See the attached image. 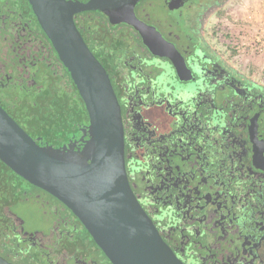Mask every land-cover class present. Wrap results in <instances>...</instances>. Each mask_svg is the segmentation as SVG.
Listing matches in <instances>:
<instances>
[{"label":"rangeland","instance_id":"obj_1","mask_svg":"<svg viewBox=\"0 0 264 264\" xmlns=\"http://www.w3.org/2000/svg\"><path fill=\"white\" fill-rule=\"evenodd\" d=\"M136 14L176 45L192 81L149 79L146 98L139 79L153 64L136 32L74 17L109 76L125 144L161 155L154 174L125 152L135 196L183 264H264V0H144ZM34 18L27 0H0V107L49 156L86 165L89 118ZM0 257L109 264L74 216L2 162Z\"/></svg>","mask_w":264,"mask_h":264},{"label":"water","instance_id":"obj_2","mask_svg":"<svg viewBox=\"0 0 264 264\" xmlns=\"http://www.w3.org/2000/svg\"><path fill=\"white\" fill-rule=\"evenodd\" d=\"M144 0H27L86 108L93 156L86 166L49 156L0 107V159L19 177L62 203L111 264H183L135 196L125 164V128L109 76L82 39L74 17L102 16L111 28L133 29L146 52L166 59L177 79L191 71L176 45L136 14ZM0 264H12L0 257Z\"/></svg>","mask_w":264,"mask_h":264},{"label":"trees","instance_id":"obj_3","mask_svg":"<svg viewBox=\"0 0 264 264\" xmlns=\"http://www.w3.org/2000/svg\"><path fill=\"white\" fill-rule=\"evenodd\" d=\"M189 15L193 16V12L189 13ZM35 19V18H34ZM105 20V19H104ZM36 21V19H35ZM105 22L107 23V21L105 20ZM36 24L38 25L37 21H36ZM108 25V23H107ZM109 26V25H108ZM110 27V26H109ZM120 27H124V26H119L117 28H111L110 29L112 31L120 28ZM38 28L40 29L39 25H38ZM40 31L42 32V30L40 29ZM43 33V32H42ZM44 35V33H43ZM45 36V35H44ZM46 38V37H45ZM47 40V38H46ZM48 41V40H47ZM49 42V41H48ZM50 44V43H49ZM51 46V45H50ZM52 48V47H51ZM144 49V47H143ZM53 50V48H52ZM144 51L146 52V50L144 49ZM54 52V50H53ZM147 53V52H146ZM55 56H56V53L54 52ZM148 54V53H147ZM148 57L150 58V60L152 61V68H151V75L150 77H147V74L145 73V75H142V77H140L139 81L141 83V92L144 94V96L148 99L150 98H155V96H152L150 94H148V91H149V85H148V80L151 79V81H154V80H157L159 79L160 81H166L169 83H173V82H179L181 84H186L188 81H182V80H179L176 78L175 74H174V71H173V68L172 66L170 65V63L166 60V59H159V58H155V57H152L148 54ZM57 58V56H56ZM214 59L216 61L217 64H219L221 67H223L230 75H232L234 78L240 80V76L237 75L236 73H233L231 72L227 67H225L224 65V62L221 58V56H214ZM58 60V58H57ZM58 62L62 65V63L58 60ZM63 66V65H62ZM64 68V66H63ZM65 69V68H64ZM66 71V69H65ZM66 73L68 74V72L66 71ZM69 76V74H68ZM70 78V76H69ZM71 79V78H70ZM194 79V74H192L191 72V78L189 81H192ZM72 82V80H71ZM73 83V82H72ZM74 84V83H73ZM153 84V83H152ZM150 84V85H152ZM74 88H75V91L76 93L78 94V91L74 85ZM253 90H255L257 93H260V94H263L262 92H260L256 87H252ZM79 95V94H78ZM79 98L81 99L80 95H79ZM82 101V99H81ZM158 101H161L158 100ZM83 103V101H82ZM84 105V103H83ZM85 108V106H84ZM85 111H86V108H85ZM86 114H87V111H86ZM88 116V114H87ZM89 118V117H88ZM90 133H91V136H92V132H91V126H90ZM154 133V132H153ZM156 135V133H154ZM126 135V133H125ZM91 139V143H92V146H93V140H92V137L90 138ZM129 148V145L128 143L125 144V152L127 153V156L128 154L131 152L132 153V157L135 161V163L137 165H141V166H145V169H150L151 171H153L154 174H158V173H161L162 170H163V167H162V160H161V155H159L158 153H155V152H152V153H155L152 155L149 156V150H141L139 147H136V148H133L132 150ZM0 162H2L9 170H11L1 159H0ZM90 162V161H89ZM88 162V163H89ZM87 163V164H88ZM86 164V165H87ZM86 165H82V166H86ZM12 171V170H11ZM18 178H20L21 180L25 181L24 179H22L21 177H19L14 171H12ZM131 178L135 179V176L133 174H131ZM27 182V181H25ZM28 183V182H27ZM29 185H31L30 183H28ZM34 189L38 190L39 191V194L40 192L42 193H45L48 197L52 198L53 200L57 201L59 204H61L72 216H74L72 214L71 211H69L62 203H60L58 200H56L54 197H52L51 195H49L48 193L42 191L41 189H38L37 187L31 185ZM74 218H76L74 216ZM76 220L78 221L79 225L81 226V228L83 229V231L90 237L91 241L94 243V245L96 246V248L98 249V251L102 254V256L105 258V260L109 263L110 261L107 259V257L104 255V253L99 249V247L96 245V243L94 242V240L92 239V237L90 236V234L87 232V230L84 228V226L81 224V222L76 218Z\"/></svg>","mask_w":264,"mask_h":264},{"label":"flooded vegetation","instance_id":"obj_4","mask_svg":"<svg viewBox=\"0 0 264 264\" xmlns=\"http://www.w3.org/2000/svg\"><path fill=\"white\" fill-rule=\"evenodd\" d=\"M192 12V11H191ZM190 12H188V14H189Z\"/></svg>","mask_w":264,"mask_h":264}]
</instances>
